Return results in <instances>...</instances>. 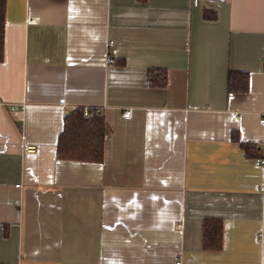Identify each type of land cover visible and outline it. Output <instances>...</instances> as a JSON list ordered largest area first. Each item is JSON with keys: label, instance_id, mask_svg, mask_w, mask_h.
<instances>
[{"label": "crops", "instance_id": "0c3cea01", "mask_svg": "<svg viewBox=\"0 0 264 264\" xmlns=\"http://www.w3.org/2000/svg\"><path fill=\"white\" fill-rule=\"evenodd\" d=\"M3 41L0 264H264V0H6ZM76 107L101 162L57 159Z\"/></svg>", "mask_w": 264, "mask_h": 264}, {"label": "trees", "instance_id": "16d2710c", "mask_svg": "<svg viewBox=\"0 0 264 264\" xmlns=\"http://www.w3.org/2000/svg\"><path fill=\"white\" fill-rule=\"evenodd\" d=\"M6 0H0V61L3 53V32ZM154 74L155 70L152 69ZM229 92H243L247 89L248 77L239 71H230L227 78ZM151 85L164 86L166 74L159 77L149 74ZM87 112L85 113V110ZM111 131L105 122L103 112L98 107H76L64 117L63 128L58 135L56 156L63 160H81L86 162H101L103 159L104 138ZM245 154L258 157L259 154L252 144H240ZM221 221L205 219L203 225V247L219 249L221 247Z\"/></svg>", "mask_w": 264, "mask_h": 264}, {"label": "built area", "instance_id": "2783aa9c", "mask_svg": "<svg viewBox=\"0 0 264 264\" xmlns=\"http://www.w3.org/2000/svg\"><path fill=\"white\" fill-rule=\"evenodd\" d=\"M200 1L201 0H192V2H193V4L194 5H197V4H199L200 3ZM65 102L64 101H61V104H64ZM87 112V109L85 110V113ZM130 114V110H126V111H124V113H123V116H125V117H127L128 115ZM236 116V114H232V117H235ZM261 123L262 124H264V118H262L261 119ZM34 148L32 147V146H27L26 147V150L28 151H32ZM257 163H264V160H262V159H257ZM175 264H181V262L179 261V260H177L176 261V263Z\"/></svg>", "mask_w": 264, "mask_h": 264}]
</instances>
